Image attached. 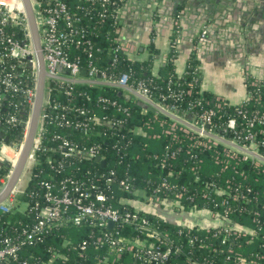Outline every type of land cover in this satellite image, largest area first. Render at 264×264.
<instances>
[{
	"label": "trees",
	"instance_id": "trees-1",
	"mask_svg": "<svg viewBox=\"0 0 264 264\" xmlns=\"http://www.w3.org/2000/svg\"><path fill=\"white\" fill-rule=\"evenodd\" d=\"M47 1L51 0H41L42 3ZM63 1L69 5L71 11L81 15L80 23L85 27L86 38L90 42L87 50L69 45L68 53L71 59L79 58L85 65L87 60L92 58L101 69H106L114 75L127 72L129 82L145 79L152 97L168 89V86L174 90L182 88L184 92L180 98L168 97L165 101L174 103L183 114L188 103L197 97H201V105H196L194 110L200 109L201 106H214L216 96L200 91V72L194 70L197 60L190 57L185 71L178 75L174 69L173 49L168 53V58L158 74L152 72L153 47L144 60L130 58L120 51L115 63L111 64L118 28L114 14L120 0H111L104 16L98 13L101 8L98 0ZM65 88H68L67 82L50 80L49 101L66 104L70 109L74 106H84L99 117L106 114L108 117H122L126 121L113 129L101 122H95L86 133L73 125L59 126L45 121L43 144L54 143L50 139L54 132H60L78 143L100 142L107 163L104 166L92 157L74 155L64 158L63 167L55 170L51 167L49 158L60 159L59 154L42 148L36 150L37 161L31 167L23 191L16 197L17 203L25 201L27 206L24 209L16 206L9 211H0V237L14 236L23 225L35 220L34 204L36 201L43 203L40 187V181L43 179L71 176L88 182L94 177L93 174L112 168L117 178L127 175L134 186L131 190L115 187L114 197L109 199L115 206L128 208L130 205L127 200L134 198L136 192L150 194L162 178H165L173 188L161 192L160 195L164 198L177 197V204L185 210L197 211L203 208L220 213L230 220L233 226L235 224L224 239V232H217L222 224L216 227L197 223L188 226L167 220L155 212L144 211L153 226L167 234L166 243L177 244L179 247V250L168 257L165 264H237L238 256L245 260L243 264H264V162L257 163L256 158L243 157L242 153L221 142L203 145L179 128L173 133L164 132L171 121L167 114L144 106L135 95H127L114 85L77 81L72 84L68 93L64 91ZM187 88L191 89L189 93ZM248 90L251 96L241 104L247 115L253 110L263 112L264 84H249ZM100 95L117 99L129 107L130 113L123 114L111 104L98 102ZM1 97L0 116L4 121L8 114L13 113L18 116L21 113L22 117H27L28 108L22 98L10 95ZM236 107V104L227 101L219 107L214 106L210 129L225 137H232L228 130H224L226 120L232 117L238 122L240 132H245L247 121L236 112ZM69 117L78 118L72 113ZM6 127L9 139L16 140L24 133L20 119L6 123ZM250 129L258 141L264 142V122L256 121ZM103 130H106V134L102 133ZM259 148L263 152L264 143ZM170 152H174V155H169ZM163 158L164 165L161 164ZM9 168L7 163H0V178ZM99 182L102 183V179ZM235 187H238V190H235ZM223 200L226 202L221 203ZM225 223L228 225V222ZM94 227L92 224L75 226L70 222L58 225L40 241L24 245L20 254L31 264L47 261H50V264H96L97 257L105 254L108 257L107 264H139L132 251H123L118 256L109 253L105 245L92 242L89 233ZM119 230L124 236H134L137 232L127 225L121 226ZM83 239H87L88 243L84 253L79 255L78 245ZM53 253L66 257L51 258Z\"/></svg>",
	"mask_w": 264,
	"mask_h": 264
},
{
	"label": "built area",
	"instance_id": "built-area-1",
	"mask_svg": "<svg viewBox=\"0 0 264 264\" xmlns=\"http://www.w3.org/2000/svg\"><path fill=\"white\" fill-rule=\"evenodd\" d=\"M123 1L120 0V5ZM31 2L47 75L45 76L44 94L37 132L28 155L29 176L32 165L37 161L35 151L40 148L52 150L59 154L60 159L49 158L50 165L55 170H60L63 167L64 158L69 156H87L94 159L98 157L96 161L99 162L103 159L105 160L100 142L78 143L60 132H54L50 137L54 143L44 142L45 144H43L42 134L45 121L59 126L73 125L74 128L80 129L83 133L88 132L91 125L95 122H101L113 129L126 121L122 117H108L106 114L99 117L94 111L91 112L84 106H74L70 109L66 104L57 101L51 103L49 101L48 85L52 79L67 82L68 88L64 89L66 93L70 91L72 84L77 81H83L88 84L114 85L125 91L127 95H135L144 106H150L156 111L167 114L171 121L169 122V127L164 129V132L173 133L176 128H179L195 137L198 143L211 145L221 142L224 145H230L234 151L242 153L243 157L256 158L257 163H260L259 161L264 162V151L262 152L259 148L264 142L258 141L255 133L250 129L256 121L264 122V111L259 113L258 110H253L250 115H247V111L241 105L251 96L250 90H248L247 98L233 103L237 105L236 112L247 121L248 127L246 131L241 133L238 122L231 117L226 120L224 130H228L232 137H225V135L210 129V124L212 115L215 112L214 106L219 107L223 102L231 103L230 101L224 97L216 96L214 98V101H216L214 106H201L200 109L194 110L196 105H201V97H197L196 100L188 103L186 110H184L185 114H183L174 103L165 101L168 97L180 98L182 92H184L182 88L174 90L168 86V89L164 90L165 92L160 91L157 96L152 97L151 89L145 79L129 82V74L127 72L114 75L106 69H101L92 58H89L87 63L83 65L79 58L71 59L68 53L69 45L82 47L84 50L89 48L90 42L86 38V29L80 23L81 15L71 11L69 5L63 0H51L46 3H42L41 0H31ZM98 2L101 6L98 13L104 16L111 0H98ZM117 10L114 14L115 18H117ZM174 23L179 25L177 20ZM200 32L198 37L203 38L205 30ZM120 51L127 54L122 43L117 39L111 64L115 63ZM127 56L129 55L127 54ZM82 69L85 70L84 74H82ZM194 70L200 72L198 63L194 66ZM37 73L36 51L21 0H0V99L2 95L22 98L29 114L36 91ZM177 84L179 83L177 82ZM249 84L260 85L264 84V81L258 78H248L247 89ZM190 91L191 89L187 88V92L189 93ZM87 99H89L88 95ZM97 101L102 104H111L123 114L130 113L129 107L117 99L100 95ZM71 113L78 118L70 119L69 114ZM82 117L84 118L81 119ZM26 118H28V115ZM18 119V115L14 113L8 114L4 122H13ZM102 133L106 134V130H103ZM154 136H157V134H154ZM21 144L22 141L19 145ZM6 147L12 149L11 155L4 154ZM248 150L252 153L248 152ZM0 153L5 156L10 167L5 175L0 178V181H4L11 171V166L16 161L19 147L15 149L11 145L3 144ZM169 155H174V152H170ZM163 160L164 158L161 161L162 165H164ZM106 163L105 160L104 166ZM93 176L88 182L71 176L59 179H55L52 176L40 181L43 203L39 204L36 201L34 204L36 218L32 223L23 225L19 233L14 236L5 235L0 237V264H31L28 259L21 256V248L26 244H34L40 241L52 228L68 222L75 226L92 224L95 226L89 233L92 242L105 245L109 253L118 256L123 251H132L139 264H165L168 257L179 250L177 244L166 243L167 234L153 226L149 218L144 214V211L148 210L141 209L135 204L147 205L150 203L151 206L154 204L155 207L153 208L155 209H162L168 204L171 212L173 211L176 214L192 211L185 210L180 204H177L179 203L177 197L167 196L164 198L160 195L161 192H167L173 188L165 178H162V181L150 194H145L143 191L136 192L134 198L127 200V204L130 206L124 208L115 206L109 199L114 197L115 187L122 190L134 189L129 176L117 178L115 170L112 168L99 171ZM101 179L102 183L99 182ZM235 190H238V187H235ZM16 192L17 190L14 187L6 200L0 203V211H9L11 208L18 206ZM22 202H24L26 207L27 202ZM224 202L226 200L221 203ZM207 211L221 220L218 225L222 224V226L218 228L217 232L223 231L225 239L235 224L233 226L231 221L225 219L220 213ZM161 216L167 220L169 219L164 215ZM109 221L113 223L112 226L108 225ZM225 222H228V225ZM182 224L191 226L188 223ZM123 225L130 226L136 229L137 232L133 234L134 236L122 235L119 228ZM218 225L213 226L216 227ZM87 243V239H83L79 243V255L84 253ZM58 256L63 257L62 259L66 257L63 254L53 253L51 258ZM239 257H237V264H243L245 260ZM107 259L108 257L105 254L99 255L95 261L96 264H107ZM42 264H50V261L42 262ZM247 264L253 263L248 262ZM254 264L257 263L255 262Z\"/></svg>",
	"mask_w": 264,
	"mask_h": 264
},
{
	"label": "crops",
	"instance_id": "crops-1",
	"mask_svg": "<svg viewBox=\"0 0 264 264\" xmlns=\"http://www.w3.org/2000/svg\"><path fill=\"white\" fill-rule=\"evenodd\" d=\"M136 2L143 9L146 0H124L118 8L117 39L133 59H146L153 47L151 63L154 74L159 73L168 53L173 49L174 69L178 75L185 71L189 58H195L200 69V90L224 97L231 103L247 98L248 78L264 81V0H223L213 5L217 25L209 22V25L203 27H198L193 22L195 14L184 9L185 4L179 7L184 13L180 15V22L178 18L175 19L179 22L178 25L173 23L171 6L167 3H157L162 10L151 22L144 12L136 9ZM155 4L153 7H156ZM201 30H205L203 38L198 37ZM0 120L4 125L1 116ZM1 129L0 125V135ZM11 150L6 147L4 152L3 148L5 155H11ZM28 178L29 173L26 176L21 174L14 186L18 194L23 191ZM135 204L141 209L164 215L179 223H210V220L202 219L209 214L205 209L187 211L181 216L173 211L172 213L168 204L162 209H155L150 203ZM24 207V202L18 203V208Z\"/></svg>",
	"mask_w": 264,
	"mask_h": 264
},
{
	"label": "water",
	"instance_id": "water-1",
	"mask_svg": "<svg viewBox=\"0 0 264 264\" xmlns=\"http://www.w3.org/2000/svg\"><path fill=\"white\" fill-rule=\"evenodd\" d=\"M23 4V8L25 11L27 23L29 26L31 38L33 41V45L36 51V57L38 61V73H37V83H36V91L34 100L28 114V118L22 117V114H19L20 122L24 127H26L25 133L23 136H20L18 140L12 142L9 140V136L4 134V130H6V123L2 125V121L0 120L1 125V135H0V144H8L11 145L13 148L17 149L19 147V154L16 158V161L11 166V171L7 178L4 181H0V203L8 197L11 190L16 185L18 179L20 178L27 162H28V155L31 151L33 141L37 132L39 115L42 106L43 94H44V83H45V76L47 75L44 60L41 50L40 38L35 22V16L33 11V6L31 0H21ZM165 2L169 6H171V14L173 23L175 19L178 18L179 22L181 21V14L184 13L183 10L179 9V7L183 6L186 10H191L194 15V23L198 25V27H203L209 25V22H213L217 25V21L214 19V4H219L223 2V0H146L144 3L143 9L140 8L141 5H138L136 2V9L138 11L141 10V13L144 12L146 18H149L151 22L153 19L156 18L157 15L161 13V7L157 6V3ZM156 3V4H155ZM156 7H153V5ZM264 4V2H263ZM179 13V14H178ZM213 20V21H211ZM212 24V23H211ZM227 29V27H226ZM85 73V70L82 69V74ZM19 99V98H18ZM150 107V106H148ZM151 108V107H150ZM4 134V135H3ZM22 141V144L19 143ZM251 152V151H248ZM252 153V152H251ZM95 160H98V157H95ZM0 162H6V158L3 154L0 153ZM101 165H104L105 160H101ZM7 165L9 163L7 162ZM172 221V220H171ZM112 222L109 221L108 225L112 226Z\"/></svg>",
	"mask_w": 264,
	"mask_h": 264
},
{
	"label": "rangeland",
	"instance_id": "rangeland-1",
	"mask_svg": "<svg viewBox=\"0 0 264 264\" xmlns=\"http://www.w3.org/2000/svg\"><path fill=\"white\" fill-rule=\"evenodd\" d=\"M25 130H26V127H24V133H25ZM249 151V150H248ZM13 151L11 150V152L10 153H12ZM256 155V154H255ZM256 156H258V155H256ZM23 175H28V173H29V164L27 163L26 164V166H25V168H24V170H23ZM18 184L20 185V181L18 182ZM16 194L18 195V192H16ZM17 197V196H16ZM153 203H155V202H153ZM21 205H23L22 203H21ZM152 207H155L154 206V204H152ZM177 214H179V215H181L182 216V213H177ZM202 219H206V220H210V223L209 224H207V223H205V225L206 226H213V225H218V224H220L221 223V220L217 217V216H215V215H213L212 213H209V214H206V215H204L203 217H202Z\"/></svg>",
	"mask_w": 264,
	"mask_h": 264
},
{
	"label": "flooded vegetation",
	"instance_id": "flooded-vegetation-1",
	"mask_svg": "<svg viewBox=\"0 0 264 264\" xmlns=\"http://www.w3.org/2000/svg\"><path fill=\"white\" fill-rule=\"evenodd\" d=\"M10 141H12V142H15L16 140H18V137H17V139L16 140H14L13 138H11V139H9ZM5 157V156H4ZM1 163V162H0ZM4 163H7V160H6V162H4Z\"/></svg>",
	"mask_w": 264,
	"mask_h": 264
},
{
	"label": "bare ground",
	"instance_id": "bare-ground-1",
	"mask_svg": "<svg viewBox=\"0 0 264 264\" xmlns=\"http://www.w3.org/2000/svg\"><path fill=\"white\" fill-rule=\"evenodd\" d=\"M6 152H7V151H6ZM7 155H10V154L7 153Z\"/></svg>",
	"mask_w": 264,
	"mask_h": 264
}]
</instances>
